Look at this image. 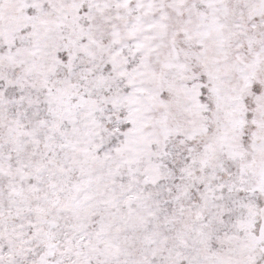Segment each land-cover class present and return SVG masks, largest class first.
Wrapping results in <instances>:
<instances>
[{
  "label": "snow or ice",
  "instance_id": "obj_1",
  "mask_svg": "<svg viewBox=\"0 0 264 264\" xmlns=\"http://www.w3.org/2000/svg\"><path fill=\"white\" fill-rule=\"evenodd\" d=\"M0 264H264V0H0Z\"/></svg>",
  "mask_w": 264,
  "mask_h": 264
}]
</instances>
